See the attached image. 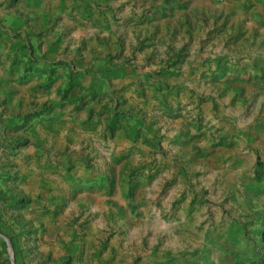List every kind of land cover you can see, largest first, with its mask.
Segmentation results:
<instances>
[{"label": "rangeland", "instance_id": "obj_1", "mask_svg": "<svg viewBox=\"0 0 264 264\" xmlns=\"http://www.w3.org/2000/svg\"><path fill=\"white\" fill-rule=\"evenodd\" d=\"M235 1L0 0V264L264 257V182L212 152L264 127V87L232 116L229 59L201 55L248 38L230 7L260 0Z\"/></svg>", "mask_w": 264, "mask_h": 264}, {"label": "crops", "instance_id": "obj_2", "mask_svg": "<svg viewBox=\"0 0 264 264\" xmlns=\"http://www.w3.org/2000/svg\"><path fill=\"white\" fill-rule=\"evenodd\" d=\"M255 1V0H251ZM234 3H237L233 0ZM241 8L238 7V4L231 5V10L234 14L240 15V17L245 18L247 26H243V34L248 38L244 40H235L234 38L222 42L218 46V39H213L208 41L206 47L207 52L201 53V55L206 56L208 60L216 63L219 58L222 56L229 59L230 68L227 70V76L231 78V89L229 90L231 96V102L229 105V111L232 116L235 117L236 113L240 112L239 116L245 118L247 116L244 113V108L242 104L245 105L244 97L253 89V88H263V84L259 82L260 78H255V74L261 75L264 73V23L262 26H258L259 34L254 36L250 34L252 31L253 23L246 19V17L251 16L253 12L254 16L258 19L262 18L264 21V0H260V3L256 8L244 9L242 5ZM226 32H233L231 28L225 30ZM240 43V44H238ZM239 49H237V47ZM236 77V78H235ZM235 78V79H234ZM66 116V115H65ZM69 118V116H67ZM233 117V119H234ZM253 119V121H251ZM249 121L254 122V118L250 120L238 119L237 123H232L231 126L227 127L226 130H219L217 135H223L225 137L224 144L221 147H213L212 152L214 154L222 153L224 157H227L229 160L228 168L224 171L226 181L230 180L232 183L241 178L239 173H241L242 167H244L248 160L250 169L247 173L249 175L248 184L251 185L255 183L254 177V163L256 158L259 157L260 160L264 161V127H258L254 130H249ZM100 127V125L97 124ZM252 135L257 137L253 138ZM118 135V134H117ZM211 139L210 135H207V141ZM205 141V142H207ZM249 141L252 147L257 145L260 147L256 153V149H249L246 145V142ZM253 143V144H252ZM263 152V153H262ZM226 183V182H225ZM259 206H257L258 209ZM260 254L262 255V251ZM253 252L250 262H245L243 264H264V257H260V254ZM246 257V256H244ZM242 260L239 263H236L235 260H231L230 264H241Z\"/></svg>", "mask_w": 264, "mask_h": 264}, {"label": "trees", "instance_id": "obj_3", "mask_svg": "<svg viewBox=\"0 0 264 264\" xmlns=\"http://www.w3.org/2000/svg\"><path fill=\"white\" fill-rule=\"evenodd\" d=\"M254 180L264 182V161L260 160L259 157L256 158L254 164Z\"/></svg>", "mask_w": 264, "mask_h": 264}]
</instances>
